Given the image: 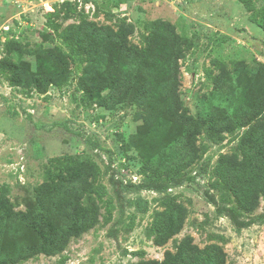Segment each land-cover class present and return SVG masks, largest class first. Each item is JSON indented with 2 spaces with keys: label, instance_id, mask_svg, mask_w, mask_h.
Returning <instances> with one entry per match:
<instances>
[{
  "label": "trees",
  "instance_id": "trees-1",
  "mask_svg": "<svg viewBox=\"0 0 264 264\" xmlns=\"http://www.w3.org/2000/svg\"><path fill=\"white\" fill-rule=\"evenodd\" d=\"M239 1L264 28V0L259 7L255 0ZM49 15L59 17V12L54 9ZM134 31V23L125 18L114 25L82 19L65 27L48 19L41 35L50 44L30 47L7 40L0 72H6L14 86L46 93L50 85L65 86L75 65L80 74L74 88L83 105L131 109L136 131L117 136L119 149L127 159L138 161V173L143 175L142 182H129L134 189L163 191L179 185L205 152L204 144L197 143L200 135L218 143L243 128L237 151L218 156L212 186L231 203L218 209L220 215L229 216L237 227L264 223V214L248 222L238 220L264 199V63L239 60L229 68L219 62L211 90L201 95L202 106L191 112L180 90V60L191 47L187 37L162 19L150 23L141 45L130 40ZM24 55L32 56L33 68L19 65ZM45 174L32 196L23 199L24 209L15 210L0 193V264L61 254L71 239L98 224L103 187L97 181L101 169L95 160L80 158L72 167L48 168ZM162 205L150 224L153 242L159 246L182 229L187 216L185 205L173 197L164 198ZM133 264H226V252L218 243L199 247L186 235L174 251L165 250L161 260Z\"/></svg>",
  "mask_w": 264,
  "mask_h": 264
},
{
  "label": "rangeland",
  "instance_id": "rangeland-1",
  "mask_svg": "<svg viewBox=\"0 0 264 264\" xmlns=\"http://www.w3.org/2000/svg\"><path fill=\"white\" fill-rule=\"evenodd\" d=\"M65 2L70 5L62 6ZM262 2L255 0L256 7ZM54 9L59 17L49 15ZM252 15L239 0H0V60L10 39L30 47L50 44L41 35L48 19L65 27L82 19L114 25L125 18L135 25L130 40L138 45L152 21L166 20L191 46L180 60V90L184 104L195 112L202 106L201 95L212 88L219 62L229 68L239 60L264 63V28ZM32 61V56L24 55L19 65L33 68ZM71 71L65 86L50 85L46 93L14 86L6 72H0V193L6 194L14 209H24L23 199L45 180L46 169L72 167L80 158L98 163L97 181L103 187L98 224L71 239L61 254H39L18 264H62L63 257V264L161 260L164 251H174L186 235L199 247L220 244L226 264H264V223L237 227L229 216L220 215L218 209L231 203L212 186L218 156L237 151L243 128L218 143L200 135L197 143L204 144L205 152L179 185L163 191L134 189L129 182L138 184L143 175L138 173V161L127 159L119 149L117 136L136 131L133 111L83 105L74 88L80 67L74 65ZM166 197L184 204L187 216L182 229L159 246L153 242L150 224ZM260 214H264V199L238 220L248 222Z\"/></svg>",
  "mask_w": 264,
  "mask_h": 264
}]
</instances>
